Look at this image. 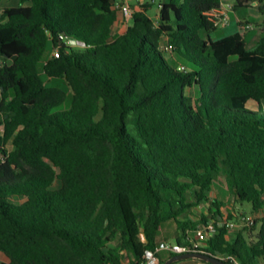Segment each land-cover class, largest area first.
Listing matches in <instances>:
<instances>
[{
	"label": "trees",
	"instance_id": "trees-1",
	"mask_svg": "<svg viewBox=\"0 0 264 264\" xmlns=\"http://www.w3.org/2000/svg\"><path fill=\"white\" fill-rule=\"evenodd\" d=\"M145 2L121 34L112 0L0 6V264H139L169 221L188 245L224 218L221 177L260 228L220 227L201 251L264 264V30L249 48L241 32L214 40L209 18L229 3L264 15V0H164L158 20ZM43 75L72 91L68 109Z\"/></svg>",
	"mask_w": 264,
	"mask_h": 264
},
{
	"label": "rangeland",
	"instance_id": "rangeland-1",
	"mask_svg": "<svg viewBox=\"0 0 264 264\" xmlns=\"http://www.w3.org/2000/svg\"><path fill=\"white\" fill-rule=\"evenodd\" d=\"M114 4L116 5H130L131 8L134 10L136 6L140 5L136 0H113ZM19 3V0H1L0 2V6L1 7H12V6H16ZM146 3V2H145ZM144 3V4H145ZM164 3V0H155V6L152 10V12L150 13L151 17L154 20H158L159 18V14H158V10L161 9L162 4ZM116 5V6H117ZM115 10L118 11L119 14V19L118 22L116 23V25L118 26V28H114V31L116 33H124L126 31V29L128 28V26L131 25V21L126 20L120 9L117 7H114ZM231 23L229 26L224 27V28H219L216 32H214L212 34V38L214 40L220 39L222 37L228 36V35H232L235 32H241L245 35L246 41H247V45L249 48L255 46L258 41L260 40V38L263 35V28L259 27V25L264 26V19H263V15L259 10V6L257 3H253V4H248L247 7H242L239 8L235 11H233L231 14ZM244 22V23H249L250 25H252L253 29L251 31L248 32H243L242 31V27L240 26V23ZM116 26V27H117ZM202 37L205 38V35L202 34ZM80 49V48H77ZM75 49V50H77ZM50 52V49L48 50L47 54L45 55L43 62H45L46 58L48 57ZM164 56L168 59L169 63L171 66L177 67L180 64H185V61L182 60L180 57H178L176 54L174 53H170L169 54H164ZM43 73V72H42ZM44 76V75H43ZM44 80L46 82L47 85L49 86H63L64 88L67 89L68 91V100L67 102L61 106L60 108H58V111H63L66 110L70 107L71 104V96H72V91L67 88L62 81H57L54 79H49L46 78L44 76ZM188 94H191V92L188 90L187 91ZM194 92V91H193ZM192 92V93H193ZM264 106V103H263ZM255 107V106H254ZM249 110L256 112L257 110H255L254 108H249ZM0 131H2L1 127H0ZM9 148L12 149V146L9 145ZM224 177H221L219 179V181H216L214 186H213V195L214 192H216V196L218 197V199L222 202H224L225 206L222 207L223 208V212L222 215L224 216V218H222V220L218 217V220L221 221H232L236 224L239 225L238 231L236 232H232V236L234 235V233H239L241 231H244V229H247L245 234L248 235L249 233L253 235L257 234V232L259 231L260 226L257 225L255 228L250 227V226H246V225H241V217L245 216L248 219L253 220L255 218V216L252 215L251 213V206L249 204H244L243 206L241 205H235L230 197V193L226 187V184L224 182ZM211 194V195H212ZM233 206L236 207V209L238 211H236ZM174 222L173 221H169L167 223H164L161 227V230L159 232L160 236H165L169 242L173 244L176 243V237L174 235ZM181 234V233H180ZM192 234V233H189ZM118 242H115L113 245H117ZM167 254L166 252H162L161 254H159V259L161 258L162 260H164ZM3 259H5V257L0 258V261H2ZM169 261V260H168ZM193 261V262H192ZM189 262H192L194 264H206L204 261H200L197 259H186V260H182L179 262H175L178 264H189ZM126 264H129V262L126 260L125 262Z\"/></svg>",
	"mask_w": 264,
	"mask_h": 264
},
{
	"label": "built area",
	"instance_id": "built-area-1",
	"mask_svg": "<svg viewBox=\"0 0 264 264\" xmlns=\"http://www.w3.org/2000/svg\"><path fill=\"white\" fill-rule=\"evenodd\" d=\"M139 4L145 3L146 0H136ZM117 5V4H116ZM114 4V7L120 9L123 17L130 21L132 20L134 10L131 8L130 5H117ZM234 11L233 3L223 4L218 9L214 10L212 13L209 14L210 20L214 23V25L218 28H224L230 25L231 23V16L230 14ZM253 29L252 25L246 23L242 26L243 32H248ZM68 44L71 46H82L81 43L76 41H69ZM54 57L59 58L60 52H54ZM222 220V219H221ZM210 221L206 225L199 227L198 230L195 231L192 238L189 239L188 245H180L175 243L173 245H165V249L170 251L174 255H181L185 253H203L201 250L206 248V242L217 233V230L220 227H226L229 232H236L238 231L239 225L232 222V221ZM241 225L246 226H253L254 220L248 219L245 216H242ZM160 248L156 251H147L143 259L140 261L139 264H160L159 253Z\"/></svg>",
	"mask_w": 264,
	"mask_h": 264
},
{
	"label": "crops",
	"instance_id": "crops-1",
	"mask_svg": "<svg viewBox=\"0 0 264 264\" xmlns=\"http://www.w3.org/2000/svg\"><path fill=\"white\" fill-rule=\"evenodd\" d=\"M131 1V0H130ZM112 2L114 3V1L112 0ZM263 19H264V15H263ZM117 25L115 24L114 27H113V32L114 34H118L114 31V28H118V26L116 27ZM121 34V32L119 33ZM182 65V64H180ZM179 66V65H178ZM212 197H215L218 199V197L216 196V192H214V195L212 194L211 195ZM210 207V203H207V204H203V205H200L198 207H196L193 212L195 215L197 216H201V215H208V208ZM233 208L235 209L236 207L233 206ZM239 210V209H238ZM221 212H223V208L221 209ZM192 219V221L194 222H197L199 219L197 217H190ZM218 218V217H217ZM220 218V217H219ZM174 224V235L176 237V239L178 237H180V231L178 230V227L176 225V223H173ZM203 226V224L200 225V227ZM161 230V229H160ZM158 240H159V243H160V252L158 254H161L162 252H166V258L164 260H162L160 258V264H166L168 260L171 259V257L174 255L172 254L170 251H168L167 249H165V245H172L171 242H169V240L165 237V236H160L158 235ZM177 241V240H176ZM177 243V242H176ZM3 258L5 257L2 253H0V258ZM3 262H7V258L5 257V259L2 260ZM129 262V261H128ZM193 262V261H192ZM192 262H189V264H194ZM126 264V263H125ZM130 264V263H129ZM173 264H178V263H173Z\"/></svg>",
	"mask_w": 264,
	"mask_h": 264
},
{
	"label": "water",
	"instance_id": "water-1",
	"mask_svg": "<svg viewBox=\"0 0 264 264\" xmlns=\"http://www.w3.org/2000/svg\"><path fill=\"white\" fill-rule=\"evenodd\" d=\"M186 259H197V260L204 261L210 264H227L223 260L217 257H214L212 255L203 254V253H185L181 255H176L172 257L169 261H167L166 264H173L175 262H179V261L186 260Z\"/></svg>",
	"mask_w": 264,
	"mask_h": 264
}]
</instances>
